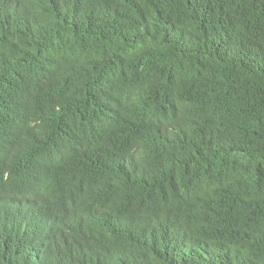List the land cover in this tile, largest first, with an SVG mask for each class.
<instances>
[{
	"label": "trees",
	"instance_id": "obj_1",
	"mask_svg": "<svg viewBox=\"0 0 264 264\" xmlns=\"http://www.w3.org/2000/svg\"><path fill=\"white\" fill-rule=\"evenodd\" d=\"M22 97L33 127L2 182L54 187L6 201L0 244L41 264H264V0H0L2 155Z\"/></svg>",
	"mask_w": 264,
	"mask_h": 264
},
{
	"label": "clouds",
	"instance_id": "obj_2",
	"mask_svg": "<svg viewBox=\"0 0 264 264\" xmlns=\"http://www.w3.org/2000/svg\"><path fill=\"white\" fill-rule=\"evenodd\" d=\"M22 104H23V113L21 115V123L22 126L19 129H16V133L14 135V138L11 140V144L9 147V150L7 153H5V161L6 164L9 162V159L14 151H19L22 150L23 148L19 146H15L16 144L20 143L19 137L22 136L27 139L28 134L33 127L32 123V118H31V112L33 108V104L26 98L22 97ZM0 133H9V128L3 126L0 123ZM73 158V155L67 156L65 161H68ZM2 164L0 163V177H1V182H2V177H3V171H2ZM54 180V175L52 172H49L46 176V183L42 186L39 187V192L34 193V196L38 198V203H41L46 199V197L50 194V192L53 190V180ZM2 186L9 190V194L0 197V212L5 215V220L7 221L8 218L10 217L12 212L6 207V201L10 197H14L18 201L20 199V195L17 193L15 188L8 186L2 182ZM1 188V187H0ZM40 193L46 194V197H40ZM37 203V204H38ZM76 224L75 223H69L65 227L61 229V233H54L52 235L46 236L45 238H52L59 236L63 232L66 231H71L75 229ZM43 238V239H45ZM32 261H39L37 255L34 253V250L32 248V244L28 242L25 239L19 238V237H14L12 241L9 243H2L0 244V264H29Z\"/></svg>",
	"mask_w": 264,
	"mask_h": 264
},
{
	"label": "bare ground",
	"instance_id": "obj_3",
	"mask_svg": "<svg viewBox=\"0 0 264 264\" xmlns=\"http://www.w3.org/2000/svg\"><path fill=\"white\" fill-rule=\"evenodd\" d=\"M4 156L5 155H2L0 153V163L2 164V166H1L2 167V171H3V174L5 173L7 179H11L12 174H11L10 171L7 170V164H8V162L6 164V161H5V157ZM45 183H46V181L45 180H42L41 183H40V185H39V187L42 186V185H44ZM14 186H18V184H15ZM11 187H13V186H11ZM39 187H37L36 184H35L34 186H32V189L30 190V193H27V194L26 193H20L16 188H15V190L20 195V199L19 200H21L22 202H28V203L29 202H33V203L37 204L38 203V198L36 196H34V193L39 192ZM42 197H46V194L40 193V197L39 198H42ZM15 203H18V200L17 199H15ZM30 211L31 212H34V218H37V217L45 214V212H43L41 210H38V209L30 210ZM48 222L43 227H41V228L37 227V232L34 235V237L36 236V238L38 239V241L40 239L38 238L37 235L41 231L45 230V228L47 227V224H49ZM57 233H61V229H58L57 230ZM151 253H154V251H152ZM147 259H148L147 257L146 258H142L138 254H134L133 256L130 257V261L138 260V261H143V262L148 263ZM41 263H42L41 261H38V262L37 261H32L29 264H41Z\"/></svg>",
	"mask_w": 264,
	"mask_h": 264
}]
</instances>
